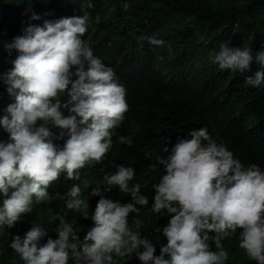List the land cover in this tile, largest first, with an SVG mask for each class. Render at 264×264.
Returning a JSON list of instances; mask_svg holds the SVG:
<instances>
[{
    "label": "clouds",
    "instance_id": "1",
    "mask_svg": "<svg viewBox=\"0 0 264 264\" xmlns=\"http://www.w3.org/2000/svg\"><path fill=\"white\" fill-rule=\"evenodd\" d=\"M87 7H94L91 0ZM40 19L35 13L30 17ZM91 23L88 12L45 20L42 26L29 23L24 35L4 43L9 57L14 51L17 55L10 60L12 67L0 72V81L15 101L0 117V129L9 137L8 142L0 141V230L14 228L32 213L34 204L49 202L53 197L48 189L62 174L66 180L80 181L81 169L103 163L114 136L116 143L132 145L130 136L116 132L129 111L127 90L84 39ZM144 39L152 46L165 45L158 34ZM168 51L171 56V47ZM214 62L221 70L242 75L256 64L259 68L245 81L254 87L264 84V50L253 55L247 46L222 42ZM53 128L60 129L58 135ZM188 137H178L171 149L164 146V154H156L150 166L153 171L163 166L159 182L152 185L156 194L150 211L170 217L162 229L167 244L160 255L154 243L142 237L141 220H129L131 214L139 215L137 205L146 207L149 199L139 183H130L136 170L124 165H115L116 171L106 172L91 189V196L100 199L91 214L94 226L83 241L64 215L49 210V221L59 222L54 229L57 239L37 222L23 237H12L10 247L24 264H118L114 257L124 260L133 253L141 264H226L229 254L222 239L242 230L239 247L264 264V170L242 163L207 128L193 129ZM89 187L85 179L83 189ZM114 188L129 194L131 202L106 198L104 193ZM83 189L72 184L64 196L68 210L88 219Z\"/></svg>",
    "mask_w": 264,
    "mask_h": 264
},
{
    "label": "trees",
    "instance_id": "2",
    "mask_svg": "<svg viewBox=\"0 0 264 264\" xmlns=\"http://www.w3.org/2000/svg\"><path fill=\"white\" fill-rule=\"evenodd\" d=\"M91 2L94 7L89 9L88 0H0V43L12 42L15 37L24 35L29 23L42 26L45 20L90 14L92 23L84 39L91 43L95 55L113 68L127 90L129 111L116 132L132 138V145L128 146L116 143L114 136L113 147L103 163L92 162L81 169L80 181L66 180V174H62L48 189L53 197L49 202L34 204L32 213L26 214L14 228L0 230V264H24L10 244L12 237H23L34 223L48 228L52 239L58 238L54 229L59 222L49 221V210L52 214L64 215L83 241L94 226L91 214L100 199L91 196V189L103 180L106 172H115V165L136 170V177L130 183L141 185L149 204L143 208L137 205L139 215L133 213L129 220H141L142 237L150 239L156 248L155 254L160 255L167 239H162L156 229L167 226L169 216L166 213L157 216L150 211L156 194L152 185L158 183L163 174L162 165H158L160 171H153L150 166L156 163V154H164V146L171 149L178 137L190 138L188 133L193 129L207 128L213 138L224 142L242 163H254L264 170V84L254 87L245 81V76L253 75L259 66L253 64L252 72L242 75L221 70L214 62V53L219 51L222 42L232 47L247 46L253 55L264 50V0ZM33 13L41 19L30 20ZM153 34L165 41L163 47L152 46L144 39ZM16 55L14 51L9 57L7 51L0 49V72L12 67L10 60ZM14 102L6 85L0 81V117ZM52 131L58 135L60 129ZM8 140V134L0 129V141ZM56 143L62 146L64 141ZM150 153L153 155L149 156ZM85 179L90 183L87 189H83ZM72 184L81 185L83 198L89 202L88 219L66 208L64 195ZM104 195L122 204L131 202L130 195L121 193L118 188ZM2 201L0 194V206ZM241 231L222 239L229 254L226 264H257L239 247ZM47 238L41 244L46 243ZM211 249L216 250L214 243ZM114 259L118 264H141L135 253L124 260Z\"/></svg>",
    "mask_w": 264,
    "mask_h": 264
},
{
    "label": "rangeland",
    "instance_id": "3",
    "mask_svg": "<svg viewBox=\"0 0 264 264\" xmlns=\"http://www.w3.org/2000/svg\"><path fill=\"white\" fill-rule=\"evenodd\" d=\"M90 38V35L88 36V39ZM4 43H11V42H3V43H0V49H2V50H5L4 49ZM2 195V194H1ZM169 217L166 219V221H169ZM166 225H162V227H160V229H161V232H158L159 233V235H160V237L162 238V239H165L166 237H164L163 236V234H162V229L165 227ZM134 264H138L137 262H135Z\"/></svg>",
    "mask_w": 264,
    "mask_h": 264
}]
</instances>
